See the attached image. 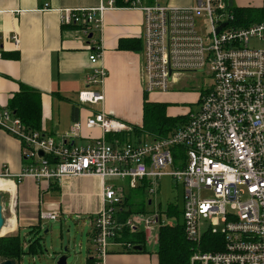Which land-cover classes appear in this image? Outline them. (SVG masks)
Returning a JSON list of instances; mask_svg holds the SVG:
<instances>
[{
	"label": "built area",
	"instance_id": "2783aa9c",
	"mask_svg": "<svg viewBox=\"0 0 264 264\" xmlns=\"http://www.w3.org/2000/svg\"><path fill=\"white\" fill-rule=\"evenodd\" d=\"M126 1L144 12L145 93L168 92L182 73L206 70L213 85L201 94L199 110L167 136L145 133L123 142H110L106 134L131 132L133 127L99 111L88 116L85 125L101 128L104 135L76 144L82 121L55 137L28 127L9 108H0V128L22 142L26 160L21 172L5 167L0 179L62 183L68 177L96 174L103 180L128 179L131 188L148 180L154 194L159 180L171 175L184 187L181 214L185 236L193 244L188 264H264V20L238 25L226 0H197L189 6ZM116 6V0H105L97 7L61 11L62 23L80 27L91 44L93 69L86 77L88 87L79 93L80 102L104 100L96 87L107 71L99 65L103 50L94 33L102 28L106 11ZM200 23L209 25L206 32ZM12 39L18 46L20 38ZM102 198L101 210L92 216L91 264H108L111 243L125 232L141 229L147 242H157L158 228L173 224L159 210L122 219L127 207L120 208L124 196L119 184H104ZM9 205H17L12 195ZM59 214L45 210L40 217L56 220ZM121 244L133 247L127 241Z\"/></svg>",
	"mask_w": 264,
	"mask_h": 264
},
{
	"label": "crops",
	"instance_id": "0c3cea01",
	"mask_svg": "<svg viewBox=\"0 0 264 264\" xmlns=\"http://www.w3.org/2000/svg\"><path fill=\"white\" fill-rule=\"evenodd\" d=\"M101 1L105 0H0V108L7 107L10 99L23 88L36 90L41 93L42 103L39 130L46 135L60 137L76 121H82L80 134L73 139L76 144H84L104 135L101 128H88L85 125L86 118L99 111L130 124L133 130L134 127L142 128L146 95L143 85L144 12L141 8L129 7L130 2L108 9L102 28L94 33L103 50L99 65L107 71L103 84L96 87L103 91L104 100L84 103L79 99V93L88 87L86 77L93 69L89 59L91 44L80 27L62 23L61 11L65 8H93L99 6ZM153 1L142 0L145 4ZM226 1L230 7L264 9V0ZM158 2L189 6L195 5L197 0ZM14 35L20 38L18 46L12 39ZM205 90H199V94H189L197 97ZM187 94L170 90L148 94V98L153 102L166 103L167 115L173 116L168 112V104ZM184 114L188 118L191 112ZM131 132L108 133L106 138L114 142L116 138L120 139L121 134L131 137ZM125 140L120 139L121 142ZM22 149V142L18 138L0 128V173L5 167L14 174L21 172L26 164ZM112 179L103 180L96 174H85L68 177L58 183L26 177L20 183H11L9 188H0L8 191L2 193L3 196L6 194L10 199L12 195L17 202L14 208L10 207V217L4 213L6 224L2 235L11 233L8 235L22 236L24 244H28L26 240L33 232L31 228L40 224L41 231L44 228L46 220L40 216L46 209L58 210L60 215L67 217L78 212L93 216L103 205L104 184L116 183ZM147 181L140 183L147 185ZM54 189H59L61 193L58 199H43ZM122 206L124 204L120 208ZM123 213H120L122 219L125 218ZM136 231L144 234L141 229ZM92 233L91 224L89 240ZM125 240L121 238L111 243L108 264H160L158 241L147 242L144 235L145 245L136 251L121 244ZM90 254L91 245L86 259L83 257L85 264H91Z\"/></svg>",
	"mask_w": 264,
	"mask_h": 264
},
{
	"label": "rangeland",
	"instance_id": "374dc122",
	"mask_svg": "<svg viewBox=\"0 0 264 264\" xmlns=\"http://www.w3.org/2000/svg\"><path fill=\"white\" fill-rule=\"evenodd\" d=\"M207 26L200 23V30L206 32L208 30ZM212 85L213 78L206 70L187 71L182 73L175 84L172 85L171 91L178 93L182 92L184 95L188 94L169 103L168 112L173 116H178L186 115L184 113L187 112L192 113L198 111L200 108V100L198 99L201 97V94L194 97V95L189 94V92L199 94V90L211 88ZM184 98L189 99L185 100ZM192 98L193 100H191ZM131 139L133 141L137 140L135 136ZM112 181H115V184H121L124 206L130 209L128 212L129 216L141 213V211L150 214L153 210H159L166 215L165 217L163 216V219L167 220V217H169L168 219L173 222V224L177 223L178 218L175 215H168V209L175 205L182 206L184 187L183 184L173 176H163L159 180L157 191L154 194L150 193V186L146 184L140 183L137 188H131L128 179L113 178ZM3 191L5 190L0 189V193H4ZM60 194L59 189H54L50 194L44 195L43 199H58V195ZM149 199L154 200L152 204H149ZM9 204V196L5 194L3 196V205L5 206L4 213L10 217L11 210ZM46 208H49V206ZM75 214L77 215L68 217L59 214L56 220L44 221L45 226L41 231L43 252L35 253L34 255L29 253L24 255L20 264H58V258L62 255L63 248L66 245H69L72 252V256L67 264H85L87 250L90 249V245L92 244V241L89 240L92 216L82 212ZM181 220L183 221L182 214L179 217V221ZM47 228H49V230L46 232ZM30 234V237H33L34 233L30 232ZM83 257L85 259H83ZM3 261L4 260L0 257V262Z\"/></svg>",
	"mask_w": 264,
	"mask_h": 264
},
{
	"label": "trees",
	"instance_id": "16d2710c",
	"mask_svg": "<svg viewBox=\"0 0 264 264\" xmlns=\"http://www.w3.org/2000/svg\"><path fill=\"white\" fill-rule=\"evenodd\" d=\"M132 1V0H129ZM116 4H128L125 0H116ZM235 14V22L240 26H248L254 22L264 20V9L233 7ZM41 93L23 88L17 92L9 101L8 108L32 129H40L42 118ZM167 104L162 102H153L145 95L144 101V117L142 128L134 127L133 135L121 134L120 139H131L132 137L141 138L145 133L151 134L153 137H164L181 127L187 122V116H168L166 113ZM149 202V200H148ZM124 204V202H123ZM125 207V206H124ZM129 208L122 214L123 217L128 216ZM145 213V211H141ZM168 215H175L178 218L175 224H166L159 227V237L157 253L160 264H188L193 251V244L189 242L185 236L183 221H179L182 213L180 206H173L168 209ZM35 227V226H34ZM32 227L31 231L35 236L26 240L28 244H24L25 240L19 235H6L0 237V257L4 261L13 259L18 262L26 254L43 252L41 224ZM35 230V231H34ZM123 240L131 243L134 249L135 245L144 246V234L140 231L133 233L125 232ZM135 244V245H134ZM210 249V248H205Z\"/></svg>",
	"mask_w": 264,
	"mask_h": 264
},
{
	"label": "water",
	"instance_id": "95a60500",
	"mask_svg": "<svg viewBox=\"0 0 264 264\" xmlns=\"http://www.w3.org/2000/svg\"><path fill=\"white\" fill-rule=\"evenodd\" d=\"M224 25H225V23L222 24V26H224ZM222 26H220L218 28V30ZM91 36H92V34H90V37ZM40 154L43 155V152L41 151ZM5 224H6V218L4 216L3 194L0 193V237L3 236V235H1V232H2V229L5 226ZM48 230H49V228L46 229V232ZM134 249H139L140 250V249H142V246L136 245V246H134ZM71 256H72V252H71V250L69 248V245L64 246L63 253L58 258V264H67L69 259L71 258ZM0 264H17V262L15 260H13V259H7V260H5L3 262H0Z\"/></svg>",
	"mask_w": 264,
	"mask_h": 264
},
{
	"label": "bare ground",
	"instance_id": "6f19581e",
	"mask_svg": "<svg viewBox=\"0 0 264 264\" xmlns=\"http://www.w3.org/2000/svg\"><path fill=\"white\" fill-rule=\"evenodd\" d=\"M11 183H14V182L12 180L0 179V188H9ZM4 227H3V229H4ZM3 229H2V231H3ZM1 235H2V232H1Z\"/></svg>",
	"mask_w": 264,
	"mask_h": 264
}]
</instances>
